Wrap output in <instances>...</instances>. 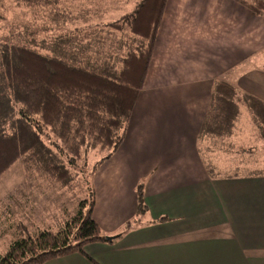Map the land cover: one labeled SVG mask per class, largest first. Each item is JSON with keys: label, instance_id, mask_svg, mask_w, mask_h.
Returning a JSON list of instances; mask_svg holds the SVG:
<instances>
[{"label": "crops", "instance_id": "0c3cea01", "mask_svg": "<svg viewBox=\"0 0 264 264\" xmlns=\"http://www.w3.org/2000/svg\"><path fill=\"white\" fill-rule=\"evenodd\" d=\"M87 21L91 28L76 29L82 45L102 36ZM221 83L236 90L240 114L212 149L200 134ZM245 94L264 102V15L237 0H167L124 141L95 177L93 219L120 237L45 264H264V176L213 180L202 156L208 151L223 172L242 169L245 158L252 172L264 170V138Z\"/></svg>", "mask_w": 264, "mask_h": 264}, {"label": "trees", "instance_id": "16d2710c", "mask_svg": "<svg viewBox=\"0 0 264 264\" xmlns=\"http://www.w3.org/2000/svg\"><path fill=\"white\" fill-rule=\"evenodd\" d=\"M237 1L264 15L262 1ZM166 3L167 0H141L133 13L111 24L117 34L123 28L129 34L115 38L120 39L112 54L101 46L96 53L92 43L98 40L93 37L82 45L76 37L77 30L56 37L47 55L30 46L0 45V177L21 159L28 172L34 167L52 181L68 186L71 175L63 156L71 165L80 159L83 149L99 148L108 151L101 165L118 151L144 87ZM98 26L102 31L104 25ZM237 95L235 89L222 83L213 91L200 134L201 138L211 139L212 149L218 146L213 143L215 139L232 134L240 114ZM242 99L264 138V102L247 95ZM51 137L62 158L46 143ZM204 155L203 163L213 180L241 177L220 171L209 160L208 151ZM253 175L264 176V170L242 176ZM144 187L142 182L137 188L138 216L147 212ZM94 206V199L83 201L77 216L64 228L41 229L14 242L0 257V264H45L75 254L85 256L83 249L90 244L114 243L120 236L102 232L92 216ZM131 226L128 223L125 232Z\"/></svg>", "mask_w": 264, "mask_h": 264}, {"label": "rangeland", "instance_id": "374dc122", "mask_svg": "<svg viewBox=\"0 0 264 264\" xmlns=\"http://www.w3.org/2000/svg\"><path fill=\"white\" fill-rule=\"evenodd\" d=\"M137 2L138 0H48V3L32 5L20 0H0V17H3L0 18V45L15 43L30 46L47 55L51 53L56 37L67 35L81 27L83 29V26L90 25L86 24L87 20L92 19L94 24H107V27L102 28L100 40L99 31L92 33L98 40V43L93 41V48L98 50L101 46L104 51L112 54L113 47L120 39L115 40L116 35L127 33L126 28H123V32L117 34L110 25L124 13L133 10ZM87 34L90 33L87 32L84 36ZM84 36L80 37L85 38ZM247 113L252 116L251 112ZM245 117L247 118L246 113ZM46 143L57 157L62 158L52 137L47 138ZM107 155L108 151L99 148L83 149L80 159L71 165L63 156L62 160L71 175L68 186L52 181L34 167L32 172H28L21 159L4 173L0 177V257L6 254L14 242L33 236L41 229L58 231L64 228L77 216L79 205L83 201L95 200V177L102 164L112 158L100 165ZM253 160L245 158L242 169L227 172L241 176L249 174L250 169L254 168ZM259 162L264 164L263 159Z\"/></svg>", "mask_w": 264, "mask_h": 264}]
</instances>
